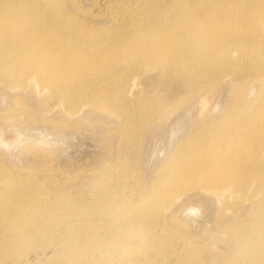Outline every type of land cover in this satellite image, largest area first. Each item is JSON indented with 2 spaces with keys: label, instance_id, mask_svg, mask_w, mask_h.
<instances>
[{
  "label": "rangeland",
  "instance_id": "374dc122",
  "mask_svg": "<svg viewBox=\"0 0 264 264\" xmlns=\"http://www.w3.org/2000/svg\"><path fill=\"white\" fill-rule=\"evenodd\" d=\"M52 1L62 8L50 5L48 14L61 9L99 32L129 20L124 7L138 17L139 29L149 30L162 21L160 14L171 19L173 5L208 3L222 10L231 3L237 14L254 0H157L151 23L142 22L150 5L139 0H122L118 18L110 10L115 0ZM260 35L264 42V31ZM232 42L233 48L208 44L199 58L176 61L164 74L159 68L128 71L118 60L119 87L100 82L101 97L81 88L73 110L41 82L14 88L0 80V167L11 178L8 185L0 177V264H264V43H253L248 28L236 31ZM256 55L263 58L251 59ZM255 64L261 73L250 72ZM212 80L218 81L213 89ZM106 95L120 98L121 109L99 111L95 101ZM152 100L159 101L155 110ZM133 118L130 132L121 124ZM246 121L262 135L255 154L243 159L254 178L227 192L192 186L157 213L129 214L164 188L178 162L203 153L213 139L239 138ZM16 210L25 222L10 220Z\"/></svg>",
  "mask_w": 264,
  "mask_h": 264
},
{
  "label": "bare ground",
  "instance_id": "6f19581e",
  "mask_svg": "<svg viewBox=\"0 0 264 264\" xmlns=\"http://www.w3.org/2000/svg\"><path fill=\"white\" fill-rule=\"evenodd\" d=\"M28 1L0 0V80L6 79V83L14 88L25 85L27 80H33L32 82L37 84L41 82L39 84L43 83L48 91L59 100L66 102L72 110L79 104L80 97L77 95L82 93L79 92L81 88L90 89L97 95L100 92L95 85L97 86L100 82H106L111 88V85L119 87L121 77L114 75V72L119 71L114 68V63L118 60L125 62V69L128 71L136 68L144 71L159 68L164 74L166 70L174 67L176 61L187 60L185 63H189V58H199L204 54L208 44L222 42L224 47L225 45L231 47L236 31L239 32L245 28H248L253 43H264L257 40L261 38L260 32L264 31V0H254L242 6L237 14L236 8L230 9L231 3L222 10L208 3H202L190 9L173 5L167 11L171 19L169 20L166 14H160L159 18L162 21L151 24L152 29L149 30L139 29L141 24L136 21L138 17L131 14L128 10L130 7L123 6L125 12L130 14V17L126 14L130 19L127 21L123 19L122 22L119 20L120 23H113L109 30L99 32L75 14L66 16L61 9L59 12L49 14L44 11L50 5L62 8L60 3L51 0V4L47 2V5H41L42 0L37 1V3L40 2L37 5ZM121 1L115 0L110 5V10L115 13L113 16L117 18L119 13L116 10L121 7L118 5L119 3L123 5ZM139 1L150 5V9L146 8L148 11L144 13L142 22L144 18L152 22L153 16L150 13L153 12L155 4L158 8V1ZM122 16H124L123 13ZM150 30L153 31V35L148 33ZM252 58L260 60L263 55ZM253 61L259 64L258 61ZM262 71V66L256 64L252 71L250 70L252 73ZM216 81H210L209 87L215 88ZM241 87L238 86L236 90L238 102L242 98ZM111 96L106 95L98 102L95 101L96 108L107 114L121 109V99ZM198 101L200 114L204 109L205 101L204 99ZM148 102L150 109L155 110L159 106V101ZM136 122L134 118L126 119L121 125L131 132ZM240 128L242 134L239 138L225 136L217 142L213 139L206 145L203 153L186 162L184 160L178 162L173 169L174 175L164 188L163 185H161L163 189L156 188L149 198L142 200L141 205L129 214L133 217L138 216L145 211L149 212L148 209L157 213L166 200L192 186L227 192L230 186L241 185L243 179L254 178L253 169L243 168L246 165L243 159L248 153H251L250 156L255 154L254 148L262 142V135L254 129L252 121H246ZM234 139H237L236 144L232 143ZM27 144L26 142V146ZM47 152L50 155L51 151ZM0 177L8 185L11 182V178L2 167H0ZM26 200L35 205L34 198L27 196ZM85 211V208L80 210L83 214L86 213ZM40 213L43 212L40 211ZM16 219L25 222L22 211L16 210L10 215V220ZM119 250L126 252L125 247Z\"/></svg>",
  "mask_w": 264,
  "mask_h": 264
}]
</instances>
